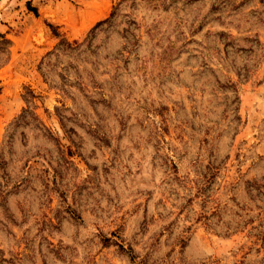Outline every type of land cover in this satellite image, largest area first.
Masks as SVG:
<instances>
[{"label":"rangeland","instance_id":"1","mask_svg":"<svg viewBox=\"0 0 264 264\" xmlns=\"http://www.w3.org/2000/svg\"><path fill=\"white\" fill-rule=\"evenodd\" d=\"M0 264H264V0H0Z\"/></svg>","mask_w":264,"mask_h":264}]
</instances>
